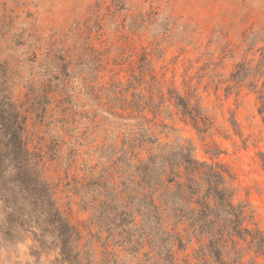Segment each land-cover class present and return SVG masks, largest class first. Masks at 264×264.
Instances as JSON below:
<instances>
[{
    "label": "rangeland",
    "instance_id": "rangeland-1",
    "mask_svg": "<svg viewBox=\"0 0 264 264\" xmlns=\"http://www.w3.org/2000/svg\"><path fill=\"white\" fill-rule=\"evenodd\" d=\"M261 48L264 0H0V80L9 78L20 103H27L31 89L39 94L44 88L60 92L54 94L57 101L50 116H60L63 88L75 102L89 106L84 113L90 117L75 124L74 137L91 131L94 141L78 149L73 168L65 165L68 143L57 157L52 150L63 137L72 140L62 129H48L47 122L33 120L27 131L31 149L43 157L42 168L64 215L84 233L82 244L88 239L91 216L66 185L84 181L83 164L98 173L109 165L95 152L112 128L102 121L104 104L117 95L132 99L134 91L146 100L153 95L155 104L172 91L191 104L200 100L214 122L213 131L200 135L167 101L154 122L160 142L192 143L197 159L209 162L213 157L206 152L213 143L220 147L217 160L234 175L236 203L248 202L264 229V115L248 87L251 79L243 84L232 79L239 63L260 61ZM131 85L136 89L125 94ZM149 118L154 119L152 114ZM19 238L10 244L0 232V264H58L55 246L42 248L30 234ZM205 243L193 239L180 258L196 262ZM95 251L100 260L98 245ZM243 263L264 264V255L246 250Z\"/></svg>",
    "mask_w": 264,
    "mask_h": 264
},
{
    "label": "trees",
    "instance_id": "trees-1",
    "mask_svg": "<svg viewBox=\"0 0 264 264\" xmlns=\"http://www.w3.org/2000/svg\"><path fill=\"white\" fill-rule=\"evenodd\" d=\"M260 51V61L239 63L232 79L237 84L251 79L248 87L257 95L259 113L264 115V48ZM2 77L0 232L6 242L14 244L21 234H30L42 248L56 247L58 264H244L246 250L264 255V229L248 202L236 203L234 175L217 160L221 148L213 143L214 148L206 152L213 157L209 162L197 159L192 143L161 144L154 122L167 101L200 135L210 134L214 127L199 99L191 104L174 91L167 100L161 95L159 104L153 95L146 100L135 91L132 99L115 93L104 104L102 121L112 128L95 152L109 165L98 173L96 167L83 164L84 181L66 185L80 198L81 210L91 216L88 239L82 244L84 233L64 215L42 168L43 157L31 149L27 131L33 120L47 122L48 129H62L72 140L55 139L58 143L52 150L57 157L68 143L65 165L73 168L78 149L94 141L91 131L74 137L75 124L90 117L84 113L89 106L75 102L63 88L60 116H50L57 101L54 94L60 92L44 88L39 94L31 89L27 103H20L9 78ZM131 89L136 88L129 86L125 94ZM98 114L96 110L93 121ZM261 156L264 169V153ZM193 239L206 241L196 262L180 258ZM96 245L102 250L100 260Z\"/></svg>",
    "mask_w": 264,
    "mask_h": 264
}]
</instances>
